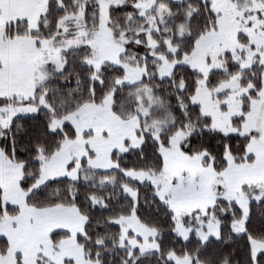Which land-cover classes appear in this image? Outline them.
Listing matches in <instances>:
<instances>
[{
	"label": "snow or ice",
	"instance_id": "6c2138e0",
	"mask_svg": "<svg viewBox=\"0 0 264 264\" xmlns=\"http://www.w3.org/2000/svg\"><path fill=\"white\" fill-rule=\"evenodd\" d=\"M0 264H264V0H0Z\"/></svg>",
	"mask_w": 264,
	"mask_h": 264
}]
</instances>
